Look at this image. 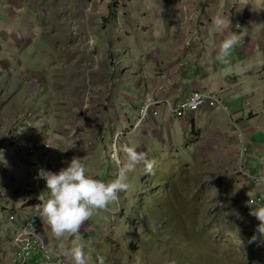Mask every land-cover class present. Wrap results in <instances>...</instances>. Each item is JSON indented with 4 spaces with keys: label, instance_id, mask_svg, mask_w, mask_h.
<instances>
[{
    "label": "rangeland",
    "instance_id": "obj_1",
    "mask_svg": "<svg viewBox=\"0 0 264 264\" xmlns=\"http://www.w3.org/2000/svg\"><path fill=\"white\" fill-rule=\"evenodd\" d=\"M147 3L150 9L144 0H0V264L13 257L2 200L25 196L26 164L9 142L17 129L58 148V159L49 157L56 171L59 160L78 157L87 175L115 179L117 144L156 161L154 174L143 165L129 173L119 203L82 225L87 264H264L262 238L248 242L255 233L248 192L260 185L240 175L256 165L234 154L238 121L229 131L203 129L200 144L197 129H175L169 143L160 120L137 123L147 99H163L155 94L159 54L171 41L159 23L145 22L150 10L160 13L159 0ZM76 241L65 235L56 246L66 252ZM63 261L73 264L69 256Z\"/></svg>",
    "mask_w": 264,
    "mask_h": 264
},
{
    "label": "crops",
    "instance_id": "obj_2",
    "mask_svg": "<svg viewBox=\"0 0 264 264\" xmlns=\"http://www.w3.org/2000/svg\"><path fill=\"white\" fill-rule=\"evenodd\" d=\"M147 1L149 2L144 0V6L150 9ZM158 6L160 13L155 14L150 10L145 22L159 23L166 40L171 41L161 44V53L158 52L163 73L159 78V90L155 94L176 104L195 91L214 93L227 104L229 115L224 113L228 119L226 120L221 115L223 112L218 109H202L179 120L171 118L168 106L163 104L156 118L151 117L142 127H147L148 124L152 126L156 119L160 120L169 143H173L175 139L172 136L175 129H181L183 133L185 129H197L195 141L200 144L203 129L229 131L233 129L231 120L238 121L241 136L249 148L247 163L249 159H253L256 165L254 170H249L264 175V0H159ZM217 16L231 21L229 28L223 33L213 25V19ZM229 31L238 33L242 42L229 53V63L223 64L215 57ZM175 37L186 39L187 42L179 46L172 41ZM186 137L187 134L183 135V140ZM219 138L225 145L223 138L229 139V134L224 133ZM229 152L233 154L234 150ZM50 154L57 156L58 148ZM234 154L237 156V153ZM235 156L232 155V158ZM65 161L59 160L62 167H66ZM22 167L28 171L23 165ZM49 171L57 172L55 168ZM251 183L249 185H254ZM255 192L249 190L248 196ZM25 199L26 197L16 196V200L13 198L9 204L19 208ZM5 200H2L3 204L9 202ZM243 201V198L237 201L238 205L242 207ZM21 211L23 214L19 217L27 212L26 209ZM258 224L255 217L251 218L249 232H256ZM43 225V234L49 246L65 253L56 246L60 238L52 234L45 221ZM260 242L264 244V238Z\"/></svg>",
    "mask_w": 264,
    "mask_h": 264
},
{
    "label": "clouds",
    "instance_id": "obj_3",
    "mask_svg": "<svg viewBox=\"0 0 264 264\" xmlns=\"http://www.w3.org/2000/svg\"><path fill=\"white\" fill-rule=\"evenodd\" d=\"M230 24L229 18L217 16L213 19L214 27L222 33ZM241 42L242 38L238 33L229 31L217 50L216 60L223 64L229 63V53ZM257 51L259 54V50ZM112 159L117 165L116 178L107 182L87 175L85 165L78 157H73L67 162V167H62L57 172L40 169L35 177L46 182L48 192L47 198L44 191L38 196L40 203L35 208L39 218L49 225L56 238L65 235L77 237L73 247L64 253L71 258L73 264H87L84 245L79 242L82 225L95 213L108 211L110 205L119 203V194L129 188V173L138 166L143 165L146 174H154L156 161L149 159L145 152L137 151L136 146L114 145ZM259 181L264 182V175L259 177ZM249 207V214L259 221L256 232L248 241L254 243L258 238H264V205L249 203ZM25 230H34V226L29 224ZM240 242L243 244V241ZM170 264H175V261Z\"/></svg>",
    "mask_w": 264,
    "mask_h": 264
},
{
    "label": "built area",
    "instance_id": "obj_4",
    "mask_svg": "<svg viewBox=\"0 0 264 264\" xmlns=\"http://www.w3.org/2000/svg\"><path fill=\"white\" fill-rule=\"evenodd\" d=\"M166 104L170 116L174 119H182L190 113L202 109H218L229 115V107L220 96L214 93H205L195 91L183 97L176 104H172L170 100L165 98L160 101L147 99L138 111L137 123L138 125L151 117L158 114V107ZM160 108V107H159ZM236 127V124H234ZM239 130V129H238ZM30 136L26 134L25 129H17L10 139L11 147L17 153H22L26 164V179L24 182V197L26 199L20 203L19 208L9 203L3 205L6 220L10 223V233L8 238L12 244V262L11 264H64V254L52 249L49 246L47 239L43 234L44 220L39 218L35 205L40 203L38 196L44 191L47 198L48 192L46 190V182L43 179H36L38 171L44 169L49 171L50 153L55 151L54 147H49L47 143H42L40 146L34 142V139L29 140ZM43 146V147H42ZM249 148L245 140L241 136L239 130V146L238 159L245 163L248 159ZM246 164V163H245ZM22 165V164H21ZM247 165V164H246ZM240 174L247 182L259 183L260 188L257 194L248 199V203L253 205H264V182L259 181L261 175L254 171L241 170ZM23 198V197H20ZM22 209L27 212L22 215ZM32 224L34 230L26 231V227Z\"/></svg>",
    "mask_w": 264,
    "mask_h": 264
}]
</instances>
